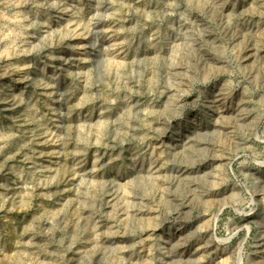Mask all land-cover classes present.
<instances>
[{
	"label": "rangeland",
	"instance_id": "374dc122",
	"mask_svg": "<svg viewBox=\"0 0 264 264\" xmlns=\"http://www.w3.org/2000/svg\"><path fill=\"white\" fill-rule=\"evenodd\" d=\"M0 264H264V0H0Z\"/></svg>",
	"mask_w": 264,
	"mask_h": 264
}]
</instances>
